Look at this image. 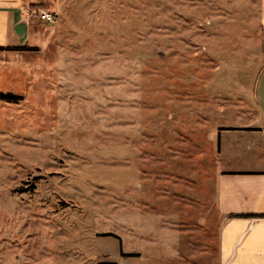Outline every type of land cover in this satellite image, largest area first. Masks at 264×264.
Returning a JSON list of instances; mask_svg holds the SVG:
<instances>
[{"label": "rangeland", "instance_id": "1", "mask_svg": "<svg viewBox=\"0 0 264 264\" xmlns=\"http://www.w3.org/2000/svg\"><path fill=\"white\" fill-rule=\"evenodd\" d=\"M228 1L60 0L55 25L31 8L58 33L46 53L0 51V93L22 97L0 101V264H114L121 240L149 258L161 225L152 196L210 160L197 121L198 146L184 152L185 113L197 117L207 88L223 86L230 104L232 80L254 77L238 71L257 63L241 46L247 28L255 34L253 5ZM215 29L225 38L206 42Z\"/></svg>", "mask_w": 264, "mask_h": 264}, {"label": "crops", "instance_id": "2", "mask_svg": "<svg viewBox=\"0 0 264 264\" xmlns=\"http://www.w3.org/2000/svg\"><path fill=\"white\" fill-rule=\"evenodd\" d=\"M48 1L0 0V47H36L40 53H46L50 41H57V25L42 24L30 17L29 12L34 6L47 10ZM235 3L241 11L247 10L245 3L253 5L255 15L251 24L255 26V34L249 32L246 21L239 22L241 18L233 21L234 25L243 26V30L247 28L243 37L245 44L241 46L256 53L257 63L249 65V69L238 65V71L246 69L254 73L253 80L248 83L239 76L232 80L227 86L231 90L228 94L233 96L230 104L219 100L223 86L219 90L215 87L213 92L207 88L199 99L197 117H187L189 112L185 113L183 150L187 152L190 147L198 146L192 141L196 140V131L190 126L192 121H197L198 136L205 135L208 139L198 152L200 158L210 159L209 164L200 163L199 177L196 173L181 177L182 180L177 177L182 185L175 188L176 192L169 188L170 181H161L150 205V211L161 220V225L151 229V234L157 236L150 242L149 258L136 248L131 253L122 250L121 240V255L114 264H143L144 261L150 264H264V0ZM59 7L60 0H54L52 11L58 13ZM224 21L225 17L217 20L222 22L220 25ZM224 31L215 29L205 34V41L224 39ZM240 37L241 33L233 36L238 41ZM236 47L241 48L238 44ZM17 53L25 54V51ZM210 56L217 58L214 53ZM45 71L50 76L53 69ZM191 104L192 100L188 99L187 105ZM207 168L213 170L210 179L206 177ZM207 187L212 189L210 193H206ZM192 188H198L199 193ZM136 234L139 239V233Z\"/></svg>", "mask_w": 264, "mask_h": 264}, {"label": "trees", "instance_id": "3", "mask_svg": "<svg viewBox=\"0 0 264 264\" xmlns=\"http://www.w3.org/2000/svg\"><path fill=\"white\" fill-rule=\"evenodd\" d=\"M28 48H2L0 47V51H8V52H24L27 51ZM22 100V97L14 96L12 94H3L0 93V101L6 103H14Z\"/></svg>", "mask_w": 264, "mask_h": 264}, {"label": "built area", "instance_id": "4", "mask_svg": "<svg viewBox=\"0 0 264 264\" xmlns=\"http://www.w3.org/2000/svg\"><path fill=\"white\" fill-rule=\"evenodd\" d=\"M33 13H37V17L40 20L47 22L49 25H55L57 22L58 15L53 12L51 13L48 10L39 9Z\"/></svg>", "mask_w": 264, "mask_h": 264}]
</instances>
